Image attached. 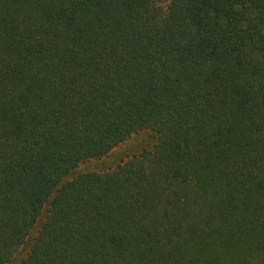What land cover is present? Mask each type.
Listing matches in <instances>:
<instances>
[{"label":"trees","instance_id":"1","mask_svg":"<svg viewBox=\"0 0 264 264\" xmlns=\"http://www.w3.org/2000/svg\"><path fill=\"white\" fill-rule=\"evenodd\" d=\"M0 264H264V0H0Z\"/></svg>","mask_w":264,"mask_h":264},{"label":"rangeland","instance_id":"2","mask_svg":"<svg viewBox=\"0 0 264 264\" xmlns=\"http://www.w3.org/2000/svg\"><path fill=\"white\" fill-rule=\"evenodd\" d=\"M153 137L150 133L142 132L133 136L127 143L119 146L115 149L110 156L101 161H92L83 164L78 172L83 170H100L103 167L115 165L118 162L128 159L130 156L137 154L138 152L150 148L154 144Z\"/></svg>","mask_w":264,"mask_h":264},{"label":"water","instance_id":"3","mask_svg":"<svg viewBox=\"0 0 264 264\" xmlns=\"http://www.w3.org/2000/svg\"><path fill=\"white\" fill-rule=\"evenodd\" d=\"M69 178H70V177H68L67 179H69ZM67 179H66V180H67Z\"/></svg>","mask_w":264,"mask_h":264}]
</instances>
